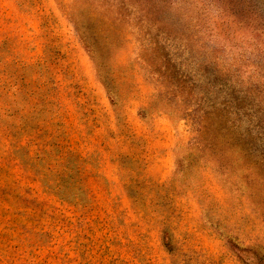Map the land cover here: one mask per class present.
<instances>
[{"label":"rangeland","instance_id":"rangeland-1","mask_svg":"<svg viewBox=\"0 0 264 264\" xmlns=\"http://www.w3.org/2000/svg\"><path fill=\"white\" fill-rule=\"evenodd\" d=\"M0 264H264V0H0Z\"/></svg>","mask_w":264,"mask_h":264}]
</instances>
